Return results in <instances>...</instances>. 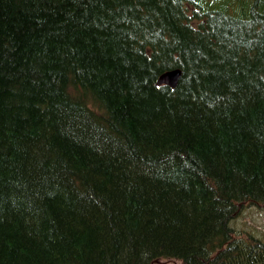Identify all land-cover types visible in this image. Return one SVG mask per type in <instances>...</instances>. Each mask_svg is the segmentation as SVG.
Listing matches in <instances>:
<instances>
[{
  "label": "trees",
  "instance_id": "trees-1",
  "mask_svg": "<svg viewBox=\"0 0 264 264\" xmlns=\"http://www.w3.org/2000/svg\"><path fill=\"white\" fill-rule=\"evenodd\" d=\"M253 205L264 0H0V264H264Z\"/></svg>",
  "mask_w": 264,
  "mask_h": 264
},
{
  "label": "rangeland",
  "instance_id": "rangeland-1",
  "mask_svg": "<svg viewBox=\"0 0 264 264\" xmlns=\"http://www.w3.org/2000/svg\"><path fill=\"white\" fill-rule=\"evenodd\" d=\"M232 225L239 230H250L264 237V207L258 205L248 206L241 215L232 221ZM160 264H181L179 260H165Z\"/></svg>",
  "mask_w": 264,
  "mask_h": 264
},
{
  "label": "water",
  "instance_id": "water-1",
  "mask_svg": "<svg viewBox=\"0 0 264 264\" xmlns=\"http://www.w3.org/2000/svg\"><path fill=\"white\" fill-rule=\"evenodd\" d=\"M181 75H182V70L179 68L168 70L159 77L158 84L160 85L166 84L175 88L179 83Z\"/></svg>",
  "mask_w": 264,
  "mask_h": 264
}]
</instances>
